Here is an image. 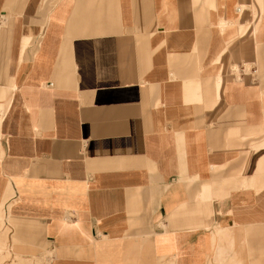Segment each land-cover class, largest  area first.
<instances>
[{
  "label": "crops",
  "instance_id": "0c3cea01",
  "mask_svg": "<svg viewBox=\"0 0 264 264\" xmlns=\"http://www.w3.org/2000/svg\"><path fill=\"white\" fill-rule=\"evenodd\" d=\"M0 206L47 264H264V0H0Z\"/></svg>",
  "mask_w": 264,
  "mask_h": 264
},
{
  "label": "rangeland",
  "instance_id": "374dc122",
  "mask_svg": "<svg viewBox=\"0 0 264 264\" xmlns=\"http://www.w3.org/2000/svg\"><path fill=\"white\" fill-rule=\"evenodd\" d=\"M3 114H0V121ZM10 204L5 207L0 206V264H47L48 252L35 256L27 252H22L17 245L25 244L10 237V226L5 224L6 213L10 209ZM7 209V211H6Z\"/></svg>",
  "mask_w": 264,
  "mask_h": 264
}]
</instances>
